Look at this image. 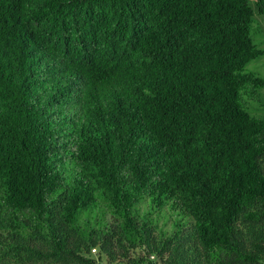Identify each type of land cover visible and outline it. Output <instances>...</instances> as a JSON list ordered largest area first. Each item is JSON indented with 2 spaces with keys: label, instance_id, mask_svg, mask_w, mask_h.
I'll use <instances>...</instances> for the list:
<instances>
[{
  "label": "trees",
  "instance_id": "16d2710c",
  "mask_svg": "<svg viewBox=\"0 0 264 264\" xmlns=\"http://www.w3.org/2000/svg\"><path fill=\"white\" fill-rule=\"evenodd\" d=\"M256 14L0 0V264H264Z\"/></svg>",
  "mask_w": 264,
  "mask_h": 264
},
{
  "label": "rangeland",
  "instance_id": "374dc122",
  "mask_svg": "<svg viewBox=\"0 0 264 264\" xmlns=\"http://www.w3.org/2000/svg\"><path fill=\"white\" fill-rule=\"evenodd\" d=\"M253 38L258 43L260 47L264 48V18L256 14L254 19V28L252 30ZM247 71H254L264 76V55L259 56L256 59L251 60L246 68ZM261 95L251 99V108L250 111L256 113L259 116H264V89L260 90ZM151 217L154 221V224L157 226L158 231H161L162 228L170 229L172 228V223L170 221V216L166 213H160L159 211L150 210ZM148 212V209L143 210L141 215H144ZM175 219V217H174ZM166 225V226H165ZM96 253V252H93ZM155 264H160L159 261L155 258H152Z\"/></svg>",
  "mask_w": 264,
  "mask_h": 264
},
{
  "label": "built area",
  "instance_id": "2783aa9c",
  "mask_svg": "<svg viewBox=\"0 0 264 264\" xmlns=\"http://www.w3.org/2000/svg\"><path fill=\"white\" fill-rule=\"evenodd\" d=\"M96 249H93V251H95Z\"/></svg>",
  "mask_w": 264,
  "mask_h": 264
}]
</instances>
